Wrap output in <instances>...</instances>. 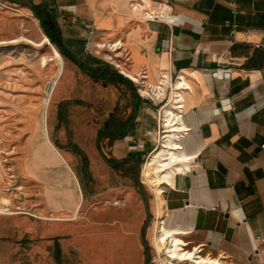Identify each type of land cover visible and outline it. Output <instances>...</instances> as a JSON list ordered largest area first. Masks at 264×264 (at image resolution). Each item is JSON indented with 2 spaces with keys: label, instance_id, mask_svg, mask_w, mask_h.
<instances>
[{
  "label": "crops",
  "instance_id": "obj_1",
  "mask_svg": "<svg viewBox=\"0 0 264 264\" xmlns=\"http://www.w3.org/2000/svg\"><path fill=\"white\" fill-rule=\"evenodd\" d=\"M7 1L50 16L64 50L88 66L101 65L90 55L101 49L115 55L113 63L128 80L143 72L150 88L161 76L182 77L188 89L181 94L178 143L188 161L161 184L156 218L180 246H200L199 257L208 259L204 264H264V0H145L151 7L166 4V22L135 16L130 5L137 0ZM114 43V50L104 49ZM170 80L160 122L173 96ZM133 86L141 102L126 134L109 145L116 161L128 154L142 160L155 141L158 100L145 99ZM32 217L56 227L74 220ZM137 230L109 237L97 264L111 262L117 248L121 264L141 263ZM0 264H12L11 212L0 214Z\"/></svg>",
  "mask_w": 264,
  "mask_h": 264
},
{
  "label": "rangeland",
  "instance_id": "obj_2",
  "mask_svg": "<svg viewBox=\"0 0 264 264\" xmlns=\"http://www.w3.org/2000/svg\"><path fill=\"white\" fill-rule=\"evenodd\" d=\"M42 35L28 9L0 0V210L11 212V262L97 264L109 237L138 229L147 247L139 264H151L157 201L140 173L162 140L159 108L168 97L156 108L158 126L151 150L140 163L113 170L95 147V137L114 107L119 122L127 118L131 112L129 91L91 80L49 42L62 59L58 72L57 58L48 43L40 47L20 40L36 43ZM8 40L16 41L2 42ZM90 55L118 71L111 63L112 53L99 49ZM65 102L69 103L60 106ZM45 138L58 150L63 164L47 148ZM72 144L88 161L82 184L81 160L71 151ZM100 145L102 154L110 158L107 138ZM50 215L73 216L74 220L56 227L54 222L32 217ZM120 226L129 232H120ZM165 253L160 251L163 262ZM57 255L59 262L55 261ZM122 255L117 248L106 264H121Z\"/></svg>",
  "mask_w": 264,
  "mask_h": 264
},
{
  "label": "bare ground",
  "instance_id": "obj_3",
  "mask_svg": "<svg viewBox=\"0 0 264 264\" xmlns=\"http://www.w3.org/2000/svg\"><path fill=\"white\" fill-rule=\"evenodd\" d=\"M16 12L23 14L21 10L15 9ZM25 42L32 43L36 46L42 47L44 44H49V48L51 52L57 58L58 61V72L61 71L62 68V59L57 51L52 47L49 43L48 39L42 35L39 42H31L25 38H21ZM16 40H8L2 41L3 43L14 42ZM122 72L123 69L120 68ZM127 74V73H125ZM128 75V74H127ZM132 79H136V77H132L128 75ZM55 83V79L54 82ZM168 83V82H167ZM165 83V85L167 84ZM178 82H175V89L180 88ZM142 95L147 96H158L159 93L156 92V87H151L149 89L144 87H139ZM141 88H144L142 90ZM172 92V95L176 94V91ZM164 90V89H163ZM175 97L172 96L171 102H169L163 109V116L161 119V127L163 128L162 140L160 141L159 146L147 157L143 165L141 166L140 176L143 179L144 183L149 185V188L155 195L156 201H160V189L161 184L168 182L167 177L171 175L172 172H180L182 167L185 165L187 157L185 154L181 152L178 137L181 130L180 127V119L179 113L174 109L175 108ZM183 131V130H182ZM45 143L47 148L56 156L59 161L62 162L60 153L58 150L45 138ZM188 161V160H187ZM60 162V163H61ZM170 177V176H169ZM163 193V192H162ZM0 213H3V210H0ZM159 211L157 212V216L159 215ZM152 243L154 246V254L152 257V264H176V262L180 259H193L195 261H207L208 259L202 257H194V255L190 252L185 251L181 246L180 240L177 236L171 234L168 230H166L161 221L155 217L153 223V231H152ZM164 249L166 251L165 262L160 258V251Z\"/></svg>",
  "mask_w": 264,
  "mask_h": 264
},
{
  "label": "trees",
  "instance_id": "obj_4",
  "mask_svg": "<svg viewBox=\"0 0 264 264\" xmlns=\"http://www.w3.org/2000/svg\"><path fill=\"white\" fill-rule=\"evenodd\" d=\"M33 16L38 19L39 26L41 30L43 31V34L46 36V38L49 40V42L57 49L58 53L72 62L79 70L88 76L93 81H101L104 85H114V86H123L126 90L130 93V103H131V112L127 116L125 120L122 122H119L115 117V111L116 107H114L112 113L108 116L106 121L104 122L102 128L97 131L96 137H95V147L97 148L100 155L103 157L105 163L111 167L113 170H118L119 167L123 165L127 166H133L135 164L140 163V159L134 155V154H128L127 157L122 161H116L111 158H107L104 156L101 152V145L100 141L103 138H107L108 144L111 145V143L117 139H121L126 132L128 131L129 127L131 126L133 119L135 117L137 108L139 103L141 102V99L137 95L135 88L130 80H128L126 77L121 75L118 71L112 69L109 65L101 63V65L96 67H91L86 65L85 63L79 61L76 59L74 55H72L70 52H66L61 44V39L59 35V31L57 29L56 24L54 23L53 19L48 16L47 14L41 12L40 10H37L35 8H31ZM69 102H65L61 104L60 106L67 105ZM74 104H80V101H74ZM59 117H62V110L61 108L58 111ZM71 151L75 154H77L80 157L81 160V167H82V176L80 178V183L85 181L88 171H87V158L86 156L77 148L76 145H71ZM86 193L83 191V197H85ZM144 228V225L142 226V230ZM144 238L142 236V245L143 249L147 252V247L144 242ZM145 252V254H146ZM144 254V251H143ZM148 254V253H147Z\"/></svg>",
  "mask_w": 264,
  "mask_h": 264
},
{
  "label": "built area",
  "instance_id": "obj_5",
  "mask_svg": "<svg viewBox=\"0 0 264 264\" xmlns=\"http://www.w3.org/2000/svg\"><path fill=\"white\" fill-rule=\"evenodd\" d=\"M144 1L145 0H137L135 2H132V4L130 5V10L135 16L140 17L141 19L149 21V22H166V21H168V19H170V15L167 13V7H166L165 3H158L155 7L154 6L151 7V6L146 5ZM116 44L117 43L111 44L110 46H107V48L109 50H114L117 47ZM114 56H113V58H114ZM109 58L112 59L111 57H109ZM111 63H112V65L115 68L118 69V72L120 74H122V72L118 68L119 65L117 67V65H115L113 63V61H111ZM144 79H145V76H144V73L142 72L139 76L136 77V79H132L131 78L130 80H131V82L133 84L138 86V88L139 87H145V88L149 89L150 86L148 84L144 83ZM168 80H170V78H167L165 75L161 76L159 82L157 83V87H156V92L159 93L158 96L142 95L140 92H139V94L142 97H146V98H148L151 101H157L158 100L157 106H160L162 104V102L164 101L165 97L166 98L168 97V95L166 96V94L169 93V91H170V87L169 86L168 87L165 86V83H167ZM170 82H173V87H174L175 82H179L181 84L180 88H178V89H175V87H174V89L176 91V94L173 95L175 97V101H174L175 108L174 109L178 113H180V111L182 110V97H181V94H182V92L184 90H187L188 87L186 85H184L181 76H175L174 80L173 81L170 80ZM167 100H166V102H167ZM160 108H159V110H160ZM183 132H185V130H183ZM261 148H264V145H261ZM181 247L185 251L192 253L194 255V257L200 256L201 251H202L200 246H196L194 248H191L190 250H187L186 248H184L183 245ZM180 260L181 261H185V262H187L189 264L190 263L191 264H204L205 263L204 261H199L198 262V261H195L193 259H187V258L180 259ZM151 262H152V260H151ZM209 264H220V263H218L217 261H211L210 260Z\"/></svg>",
  "mask_w": 264,
  "mask_h": 264
}]
</instances>
